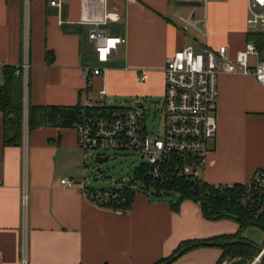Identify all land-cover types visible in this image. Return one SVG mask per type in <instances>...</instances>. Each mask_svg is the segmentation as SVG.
<instances>
[{"label":"crops","instance_id":"1","mask_svg":"<svg viewBox=\"0 0 264 264\" xmlns=\"http://www.w3.org/2000/svg\"><path fill=\"white\" fill-rule=\"evenodd\" d=\"M230 1L235 0L220 3ZM179 2L113 0L105 31L110 27L106 34L124 37L125 43L116 46L105 64L97 61L87 38L88 27L77 23L79 0H63L60 9L48 0H29L27 103L82 106L86 65L103 68L91 82L94 98L104 89L106 95L136 104L146 97L162 99L168 56L186 46L199 50L226 45L201 30L205 42L189 37L172 20V5ZM216 3H207L203 17L192 20L208 23V6ZM22 23V0H0V85L3 68L21 62ZM246 34V30L236 33L239 42L227 45L232 55L243 47ZM140 71L147 75L142 82L136 80ZM14 76L13 100H21L23 107L22 79ZM217 84L216 134L208 142L199 178L211 185H247L255 170L264 169V87L242 75H219ZM22 123L20 145L5 144L0 112V264H19L22 235L28 264H154L171 255L181 242L232 235L238 229L231 220L205 219L198 204L190 200L182 201L173 212L169 201L136 193L124 213L98 207L80 191L59 184L62 178H86L90 153L78 147L74 125L60 119L58 124L28 131L24 112ZM222 253L219 246L201 245L169 264H219Z\"/></svg>","mask_w":264,"mask_h":264},{"label":"built area","instance_id":"2","mask_svg":"<svg viewBox=\"0 0 264 264\" xmlns=\"http://www.w3.org/2000/svg\"><path fill=\"white\" fill-rule=\"evenodd\" d=\"M125 1L136 3L138 0ZM177 1L199 3L204 9L209 2L227 0ZM62 3L63 0H48V4L57 9L62 7ZM22 4V59L15 66L14 75L22 79L23 111L26 114L30 70L29 0H22ZM246 6V33L264 35V0H246ZM192 16L193 11L187 17H179L185 25L184 29L189 26L196 28L197 21H193ZM107 22V0H79L77 23L88 27L87 38L94 45L98 63L109 61L116 52V46L125 43L124 37L106 34L103 27ZM102 71L101 67L88 65L82 68L85 81V102L82 105L84 111L81 120L74 124L78 147L88 153L111 149L135 152L143 159L141 163L150 167L154 178H158L164 165L174 158L180 161L179 166L173 164L179 175L199 178V172L206 164L208 142L216 134L218 76H248L264 87V47L253 41H245L243 47L233 55L227 45L199 50L186 46L174 51L165 60L164 94L160 104L162 124L161 132L157 136L147 133L146 112L140 103L134 106H109L102 102L106 96L104 89L99 90L95 98L92 96V79ZM146 78V73L140 71L136 80L142 82ZM251 182L261 189L264 198V169L255 170ZM59 184L80 191L88 201L98 207L108 208L118 214L124 213L121 209L125 203L124 185L120 188L94 189L87 186L84 178L78 181L62 178ZM26 204L24 193L21 197L23 212ZM22 236L19 264H28L25 237ZM263 254L264 245L246 264L260 263ZM233 260L224 259L219 264H231Z\"/></svg>","mask_w":264,"mask_h":264},{"label":"trees","instance_id":"3","mask_svg":"<svg viewBox=\"0 0 264 264\" xmlns=\"http://www.w3.org/2000/svg\"><path fill=\"white\" fill-rule=\"evenodd\" d=\"M245 41H253L260 47H264L263 34L247 33ZM14 69L15 66L3 68V82L0 85V112L3 114V125L6 133L4 143L20 145L24 111L21 100L17 103L13 100ZM27 104L28 131L47 124H58L60 119H63V124L65 125H74L81 120L84 111L83 106L55 108ZM175 163L177 164L176 166H179L180 161L171 158L168 164L164 165L158 178H154L151 175L150 167L146 163H140L139 167L135 169L132 179L128 180L127 184L123 186L125 203L121 206V209L125 212L131 206L136 194L133 186L138 183L144 190H151L153 197L157 199H161L162 195L168 193L176 194L175 200L169 201L170 209L173 212L179 210L182 201L190 200L198 204L205 219L210 221L231 220L238 225V229L232 235H223L205 241L181 242L171 255L154 264H161L180 252V255H182L192 248L201 246L199 245L201 242L223 243L225 241L241 242L219 246L223 250L222 260L238 258H243L247 261L252 260L258 254V250L250 244L243 243V241H248L243 236V233L249 226H255L264 233V198L261 189L253 182L247 185H211L200 178L179 175L174 166ZM248 242L253 244L251 241ZM258 264H264V256Z\"/></svg>","mask_w":264,"mask_h":264},{"label":"rangeland","instance_id":"4","mask_svg":"<svg viewBox=\"0 0 264 264\" xmlns=\"http://www.w3.org/2000/svg\"><path fill=\"white\" fill-rule=\"evenodd\" d=\"M112 2L113 0L108 1V12H110ZM208 7V23L211 24L213 31L208 27V23H205L204 21L199 22L196 28L189 26L184 29V23L178 20L179 16L187 17L192 10H194L192 16L193 20L202 18V6L179 5L174 3L172 5V20L177 22L189 37L200 42H205L207 37L203 36L199 30H201L206 36L210 35L211 39L225 43L229 47L233 46L235 42L238 43L239 41L236 40L235 36L236 33L247 30L246 25H244V21L247 18L245 2L243 0L230 1L229 3L218 2L214 5L211 4ZM103 28L105 29L106 27ZM109 28L110 27H107L108 31H110ZM161 101L162 99L160 97H146L141 100V105L146 112L145 125L146 131L149 135L157 136L161 132ZM102 102L109 106L117 107L134 106L136 104L135 100L130 101L128 99L118 98L112 94H107ZM96 157H107V160L97 162L95 160ZM142 161L143 159L139 158L138 154L128 150H97L94 153H90L88 156L85 182L87 186L94 189L120 188L126 184V181L132 179L135 169L139 167ZM200 173L201 172H199V176ZM133 188L138 194L144 193L149 195V197L153 196L151 190H144L138 183H136ZM176 196L177 195L174 193H168L162 195L160 198L164 201H170L175 200ZM243 236L257 247H260L262 244L264 245V233L261 229L255 226L247 227ZM263 256L264 254L262 257Z\"/></svg>","mask_w":264,"mask_h":264},{"label":"water","instance_id":"5","mask_svg":"<svg viewBox=\"0 0 264 264\" xmlns=\"http://www.w3.org/2000/svg\"><path fill=\"white\" fill-rule=\"evenodd\" d=\"M179 5H198L199 3H192V2H179L178 3ZM95 160L97 162H101V161H106L107 160V157H104V158H101V157H96ZM241 241H225L223 243H212V242H201L199 243V245H203V246H226V245H233V244H236V243H240ZM243 243L245 244H250L254 247L257 248L258 252L261 251V248L260 247H257L256 245L254 244H251L249 243L248 241H243ZM181 254L178 253L176 254L174 257H172L171 259L161 263V264H169L175 257L179 256ZM247 260L243 259V258H238V259H235L231 262V264H246Z\"/></svg>","mask_w":264,"mask_h":264}]
</instances>
